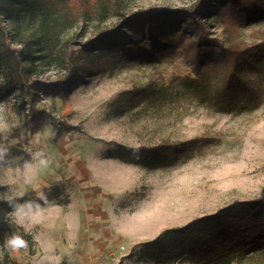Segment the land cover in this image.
I'll list each match as a JSON object with an SVG mask.
<instances>
[{
	"label": "rangeland",
	"instance_id": "1",
	"mask_svg": "<svg viewBox=\"0 0 264 264\" xmlns=\"http://www.w3.org/2000/svg\"><path fill=\"white\" fill-rule=\"evenodd\" d=\"M195 1L87 0L90 9L82 11L71 0L68 17H60L59 40L76 50L136 9L188 7ZM54 16L11 19L0 13V24L11 47L39 56L41 24ZM214 24L212 36L226 41L220 22ZM239 33L246 44L264 41V22ZM27 64L33 82L54 84L66 74L46 59ZM183 73L169 58L113 65L75 82L66 95L42 85L33 102L19 90L0 99V146L10 151V163L0 166V193L39 195L56 186L69 197L66 205L52 201L21 209L19 215L29 221L39 213V223L26 224L33 243L10 252L18 264H202L190 255L164 262L145 243L232 202L261 196L264 100L252 111H217L176 85ZM148 84L162 89V96L120 101L128 98L122 93ZM33 107L51 119L29 131L24 114ZM162 144H170L171 158L157 166L111 157L119 145L161 150ZM10 226L16 234L22 228L13 213ZM261 258L243 262L264 264Z\"/></svg>",
	"mask_w": 264,
	"mask_h": 264
},
{
	"label": "trees",
	"instance_id": "2",
	"mask_svg": "<svg viewBox=\"0 0 264 264\" xmlns=\"http://www.w3.org/2000/svg\"><path fill=\"white\" fill-rule=\"evenodd\" d=\"M82 11L90 8L87 0H72ZM71 0H0V13L6 18L36 14L51 16V23L41 24L39 56L33 51L16 49L7 42L8 34L0 24V99L10 91L19 90L35 101L42 85L57 89L62 95L70 92L72 84L113 65L158 62L169 58L183 70L174 81L191 98L221 112L252 111L264 100V41L244 43L240 31L248 25L264 22V0H196L188 7L139 8L123 16L110 29L79 44L76 50L62 46L58 36L60 17H68ZM85 13V12H84ZM57 15V16H56ZM220 22L227 40L212 36L214 22ZM46 59L66 71L56 83L30 81L34 59ZM178 59V60H177ZM43 87V86H42ZM45 87V88H46ZM122 95L128 104L135 100H152L162 96V89L148 84ZM32 110V111H31ZM24 114L26 129L35 131L47 115L33 108ZM167 145L158 148L132 149L119 145L111 152L126 163L144 167L157 166L171 158ZM175 144L174 149H179ZM177 151V150H176ZM187 151V150H184ZM47 202L28 191L19 202L35 201L41 206L50 202L69 203L56 186L44 188ZM11 207L0 200V264H18L5 248L6 238L13 234L10 226ZM19 235L33 243L30 232L19 228ZM164 262L190 255L202 264H244L249 256L264 258V188L254 200L235 201L215 213L203 215L183 227L166 229L163 234L145 243ZM163 253V254H162ZM60 264H67L62 261Z\"/></svg>",
	"mask_w": 264,
	"mask_h": 264
},
{
	"label": "clouds",
	"instance_id": "3",
	"mask_svg": "<svg viewBox=\"0 0 264 264\" xmlns=\"http://www.w3.org/2000/svg\"><path fill=\"white\" fill-rule=\"evenodd\" d=\"M10 151L6 146H0V166H5L10 163L9 160ZM39 200L47 202V196L44 192H41L38 196ZM19 198L10 194L9 192L0 193V200L6 202L12 209V213L16 216V223L19 224L20 227L24 228L26 233L30 232V228L26 226L27 223L31 222L33 224L39 223L37 216L39 213H36L31 218V221L28 220L26 216L19 215L22 208L27 207L29 210L32 209L33 202L32 201H24L23 203L19 202ZM37 208L41 205L35 201ZM5 248L10 251H19L21 249H25L28 247V241H26L23 236L13 233L9 235L5 240Z\"/></svg>",
	"mask_w": 264,
	"mask_h": 264
},
{
	"label": "built area",
	"instance_id": "4",
	"mask_svg": "<svg viewBox=\"0 0 264 264\" xmlns=\"http://www.w3.org/2000/svg\"><path fill=\"white\" fill-rule=\"evenodd\" d=\"M100 264H106V262H101Z\"/></svg>",
	"mask_w": 264,
	"mask_h": 264
}]
</instances>
